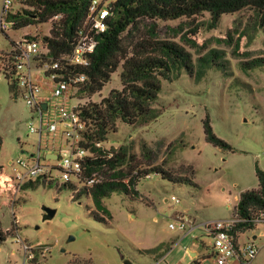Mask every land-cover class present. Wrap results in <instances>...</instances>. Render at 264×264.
I'll return each mask as SVG.
<instances>
[{"label": "rangeland", "instance_id": "obj_1", "mask_svg": "<svg viewBox=\"0 0 264 264\" xmlns=\"http://www.w3.org/2000/svg\"><path fill=\"white\" fill-rule=\"evenodd\" d=\"M3 4L4 0H0V16ZM21 8L19 0H13V12ZM251 13V9H245L225 14L219 25L210 29L207 22H203L209 18L207 13L194 20L184 17L160 21V38L185 45L192 52L195 70L201 68L199 58L206 56L209 49L223 51L224 58L207 67L200 78L183 71L174 80H163L162 90L154 103L160 115L141 125L120 122L118 131L102 143L105 149L130 145L135 156L134 173L137 169L157 165L193 183H175L151 174L138 182V198L123 191H112L103 199L111 213L109 222L105 223L90 214V210H95L92 198L83 195L74 199L75 192L62 187L61 172L55 169L51 183H45L40 176L31 180H39L34 187L22 190L30 181L23 183L17 199L0 198L2 228L6 231L16 219L19 222L16 235H9L0 243V264H31L33 260L38 264H124L122 255L132 264H186L182 258L192 235L205 243L202 264H217L216 257L211 255L213 238L202 223L233 216L240 193L258 188L256 167L264 170V65L247 68L243 65L264 56V27L255 29L248 25ZM202 22L196 40L208 49L192 47L183 41L185 33ZM51 25L50 20L19 30L10 29V37L0 30L1 47L9 49L10 42H18L24 34L44 38ZM228 34L232 36L231 43L227 42ZM236 42H240L238 54L234 52ZM121 70L119 66L104 89L95 94L81 95L75 86L70 106L99 102L111 90L120 89ZM43 80L41 95L49 97L50 80ZM13 83L16 84L14 90ZM33 115L16 81L1 75L0 163L9 174L13 173L11 161L38 154L40 135L30 131L29 123L39 128L40 120L38 114ZM207 116L216 135L232 149L215 146L206 140L203 122ZM60 127L62 130L63 124ZM50 138L44 134L41 146ZM58 142H61V134ZM40 151V161L45 164L47 150L41 148ZM45 180L51 179L45 177ZM172 196L178 197L180 203L176 204ZM43 206L56 209L51 219L43 220ZM176 212H187L200 226L182 237L181 231L169 226ZM261 230H264L263 223L248 234L258 235ZM70 236L73 239L69 241ZM174 239L177 242L171 245ZM255 243L260 249L252 264H264V236L257 238ZM25 245L33 252L32 258L28 257ZM230 264L241 263L234 258Z\"/></svg>", "mask_w": 264, "mask_h": 264}, {"label": "trees", "instance_id": "obj_2", "mask_svg": "<svg viewBox=\"0 0 264 264\" xmlns=\"http://www.w3.org/2000/svg\"><path fill=\"white\" fill-rule=\"evenodd\" d=\"M21 10L9 12L8 18L13 20V29L19 30L28 26L47 23L52 25L49 35L44 36V43L49 48V55L59 59L63 65L61 73L65 77L73 78L84 74L86 80L77 86L78 93L92 95L100 92L109 83L113 73L122 67L120 80L122 87L113 89L99 102L89 101L78 105L80 116L86 121L87 128L83 132L81 144L93 152V157L84 161L82 180L93 177L98 181L92 184L79 182H64L62 187L72 189L74 199L83 195L91 197L95 210L90 214L98 221L108 223L111 213L103 199L112 191H123L132 198L139 197L138 182L151 174L161 175L175 183H186L192 180L173 176L168 170L160 166L133 172L132 163L135 156L130 145L105 149L96 145L108 140L111 133L118 131V123L135 126L148 123L156 119L161 112L154 106L162 90L163 80H174L181 73L200 78L207 67L223 60V51L209 49L206 56L199 58L201 68L196 65L185 45L174 40L160 38V21H170L179 18L196 19L208 14L207 27L216 28L225 14H233L245 9H251L248 25L255 29L264 27V0H113L110 5V15L106 19L107 28L96 35L97 45L90 55L88 65H71L66 57L76 46L81 30L86 22L92 0H19ZM203 22L185 33L184 43L192 47L208 46L199 44L196 35ZM205 22V23H206ZM232 36L228 34V43ZM11 45L15 42L11 41ZM235 53H240V42H236ZM217 65H220L218 63ZM247 67L264 65V56L253 58L243 64ZM13 59L6 61V78L13 70ZM14 81V80H13ZM16 84L11 88L14 90ZM81 98V97H80ZM206 140L215 146L232 149V146L218 137L211 125L210 117L203 122ZM2 137L0 135V152ZM258 188L246 189L240 193L239 200L234 207V214L245 219L240 221L233 231L237 239L239 233L253 229L256 225L252 219L264 215V170L256 167ZM45 183V176H41ZM39 178V179H40ZM39 181V180H38ZM37 181V182H38ZM36 181H30L23 189L34 187ZM15 188L13 177L6 171L5 165L0 163V198ZM100 213V214H99ZM16 222L8 230L1 226L0 243L9 235H16ZM241 264H245L240 260ZM31 264H38L33 260Z\"/></svg>", "mask_w": 264, "mask_h": 264}, {"label": "built area", "instance_id": "obj_3", "mask_svg": "<svg viewBox=\"0 0 264 264\" xmlns=\"http://www.w3.org/2000/svg\"><path fill=\"white\" fill-rule=\"evenodd\" d=\"M113 0H92L89 13L80 33V38L73 51L66 57L71 65H88L90 55L95 51L97 40L96 35L104 32L107 28L106 19L110 15L109 5ZM13 0H4L3 10L0 16V30L8 36V31L13 28V20L8 18V13L13 12ZM14 13V12H13ZM24 34L21 40L10 44L9 49L3 50L0 41V76L6 77V61L13 59V70L10 77L17 83L21 95L32 108L34 115L38 114L40 127H35L33 122L29 123L31 132L40 135V149L37 155L30 158H18L11 161L14 184L21 187L27 181L36 180L40 176L53 179V170L61 172L60 178L64 182H79L78 187L83 184H92L99 179L93 177L89 180H82L84 161L87 157H93V152L81 144L83 132L86 130V121L80 116L78 105L70 106L71 91L75 86L86 80L84 74L73 78L65 77L61 73L63 65L59 59L49 55V48L44 43V38L33 34ZM49 35V34H48ZM49 78L51 95L42 97V84L39 78ZM33 115V117H34ZM60 124L64 128L61 130ZM45 145L41 146L43 136ZM64 138L58 142V135ZM97 146L103 147L97 142ZM41 148L47 151L56 152L55 164L41 163ZM62 150L64 152L62 153ZM176 204L180 199L176 196L171 198ZM245 219L234 214L228 218L214 219L204 222L202 225L207 234L213 238V254L217 264H230L231 260L238 258L245 264H252L253 259L259 252V246L249 240L240 244L235 238L233 231L237 224ZM256 224L264 223V215L252 219ZM171 228L190 232L194 229V220L186 213H180L174 222L170 223ZM197 227V226H196ZM28 257L34 256L30 247L25 245Z\"/></svg>", "mask_w": 264, "mask_h": 264}, {"label": "crops", "instance_id": "obj_4", "mask_svg": "<svg viewBox=\"0 0 264 264\" xmlns=\"http://www.w3.org/2000/svg\"><path fill=\"white\" fill-rule=\"evenodd\" d=\"M12 30H14V29L12 28ZM6 36H7V35H6ZM7 37H10V35H8ZM43 79H45L44 76H41V77L39 78V81H40V83H41L42 85H43V81H44ZM42 97H45V96H42ZM63 141H64V138L61 137V142H63ZM39 149H40V146H39ZM38 152H39V150H38ZM40 152H41V151H40ZM55 153H56V152H52V151H47V152H46V154H55ZM33 155H35V154H32L31 156H33ZM46 158H47V157H46ZM47 160H48L47 163H49V164H55V163H52V161L55 160V158H50V157H49V158H47ZM10 164H11V162H10ZM10 166H11V165H10ZM11 170H12V168H11ZM12 172H13V170H12ZM10 175L13 177L12 174H10ZM13 180H14V178H13ZM27 182H28V181H27ZM14 185H15V184H14ZM20 188H21V187L18 188V186L15 185V188H14L12 191H10V192L4 194V195L2 196V198H5V197H8V198H9L10 196H12V197H14V198L17 199L16 195L18 194L19 191H21ZM78 188H80V187H78ZM239 196H240V195H239ZM238 200H239V199H238ZM237 202H238V201H237ZM13 203H14V202H13ZM179 203H180V202H179ZM180 213H183V212H176V213H175V218H176ZM186 213H187V212H186ZM14 215H15V212H14ZM17 220H18V219H16V223L18 222ZM172 222H174V221H172ZM18 223H19V222H18ZM170 223H171V222H170ZM170 223H169V226H170ZM203 223H204V222H203ZM203 223H202V224H203ZM263 224H264V223H263ZM259 225H260V224H256L255 227H254L253 229L246 230V231H244V232L239 233V235H238V237H237L238 242H239L240 244H244L245 242H247V241H249V240H253L254 242H256L257 238L264 236V230H261V231L259 232L258 235H256V234H252V235L250 236V235L248 234L250 231H254V230L259 229ZM196 226L199 227L200 224H197V225H196L195 222H194V229H192V231H190V232L182 231V230H179V229H176V230L181 231V236L183 237V236H186V235L192 233V232L197 228ZM170 228H171V227H170ZM172 229H175V228H172ZM195 239H197L198 246L192 248V245H193ZM176 242H177V239L171 240V243H172L171 245H174ZM195 243H196V242H195ZM204 246H205V243H204L203 241H200V239H199L198 236H196V235H192V241H191L188 245L185 246V256H184V258H182V259L185 260L186 264H202L203 260L205 259V255H204L203 252H202V249L204 248ZM258 246H259V245H258ZM155 248H156V247H155ZM155 248L152 247V249H155ZM167 249H168V251H169V250L171 249V246L167 247ZM259 249H260V246H259ZM193 251L196 252V255H192L191 252H193ZM211 255L214 256V254H213V247L211 248ZM163 257H164V255H163ZM195 260H197V263L194 262ZM240 263H241V262H240Z\"/></svg>", "mask_w": 264, "mask_h": 264}, {"label": "water", "instance_id": "obj_5", "mask_svg": "<svg viewBox=\"0 0 264 264\" xmlns=\"http://www.w3.org/2000/svg\"><path fill=\"white\" fill-rule=\"evenodd\" d=\"M55 155L56 154H46V157L47 158H49V157H55L56 158ZM55 212H56L55 208H51L49 206H43V220L51 219L54 216ZM72 239H73V237L70 236L69 241ZM197 246H198V242H197V239H195L194 243L192 245V248L197 247ZM191 253H192V255H196L195 251H193ZM122 258L124 259V264H132V261L130 259H125L124 255H122ZM194 262L197 263V260H195Z\"/></svg>", "mask_w": 264, "mask_h": 264}]
</instances>
